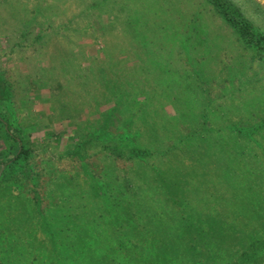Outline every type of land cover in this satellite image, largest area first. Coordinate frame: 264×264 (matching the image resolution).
I'll return each mask as SVG.
<instances>
[{"label":"rangeland","instance_id":"rangeland-1","mask_svg":"<svg viewBox=\"0 0 264 264\" xmlns=\"http://www.w3.org/2000/svg\"><path fill=\"white\" fill-rule=\"evenodd\" d=\"M0 119V264H264V0H0Z\"/></svg>","mask_w":264,"mask_h":264},{"label":"trees","instance_id":"trees-1","mask_svg":"<svg viewBox=\"0 0 264 264\" xmlns=\"http://www.w3.org/2000/svg\"><path fill=\"white\" fill-rule=\"evenodd\" d=\"M232 1V0H231ZM123 10V7H122ZM114 28V26H110L109 30L112 31ZM126 27H123V30L125 31ZM166 30L165 28L163 29V31ZM174 29L172 30V33H174ZM169 31H166V34H172ZM117 36V35H116ZM142 38V36H141ZM112 39V38H111ZM114 39V37H113ZM129 36L126 33H121L119 34L117 37H115L114 40H109L108 42V46L110 47L111 43H116L118 44L117 47L115 49L119 50L122 53V56H114V58H110L104 62H101L98 65V68H96L94 73V77L95 79H98L96 81V83H100L101 81L104 84V90L106 88H108V95L110 96L109 99L112 101V98H118V97H122L124 98V96L126 95H133L134 93L132 91H134V88L136 87V85L134 84L137 81H142V83L146 84V82H150V81H154V82H158L159 84L162 83V80L160 79H156L154 78L155 75V71L158 70L159 72H165L166 69L163 68L161 66L158 68H155L151 65V60L149 58H146V60H143L141 57H143L144 55L142 53H145V51L147 49H149V43H143L142 46H138V45H130L129 44ZM145 41V39H143ZM131 41V40H130ZM143 41V42H144ZM132 43V41H131ZM107 46V47H108ZM132 50V53H135V56L138 57V60L135 61L131 66L129 65V61L128 59H126V54L130 55ZM114 59V60H112ZM116 60V61H115ZM113 61V62H112ZM112 67V70L110 69V67ZM126 66H128V69L126 68ZM165 69V71H164ZM140 71V75L138 76V73ZM167 83V82H166ZM172 84H166V88L173 90L174 87L171 86ZM127 87L130 89V93L126 94V89ZM139 89V87H137ZM144 89V87L142 89H139L140 91H142ZM139 91V92H140ZM144 92V91H142ZM135 94H138V92H136ZM97 96L99 97V95L97 94ZM128 96V97H129ZM178 97V96H177ZM115 102V101H114ZM1 121V119H0ZM5 136H7L11 141L6 142V151L1 152L2 157H4L5 155H7L9 152H11L13 149L16 150L17 145H18V150L16 151L17 156L15 157L16 160H19L20 158H26L29 154V150L25 147L24 142L19 139L17 136L13 135L10 131V127L7 126L6 127V131H4ZM3 136V137H5ZM5 137V138H7ZM156 174L157 175H161L162 174V170L160 168H157ZM228 176V175H227ZM174 183H172L173 185ZM106 185V184H105ZM109 207H113L114 202L111 200V198L109 199ZM58 214L54 215V218L56 220H59L58 218ZM60 218V217H59ZM97 224H104V223H97ZM121 227V226H120ZM137 228V227H136ZM131 229V228H130ZM87 229H84L83 232H81V237L82 235H89L90 231H86ZM93 232L96 233L95 228L92 230ZM149 231L151 232V237L155 238L156 235L158 233H160L159 230L154 229V230H149L145 229V230H137V234L139 235L138 238L139 240H146L148 242V236L147 234L149 233ZM210 232V230H208ZM123 232V236L124 234H127V230L125 231V229L122 230ZM122 236V237H123ZM56 241L54 240V243L52 242V246L51 248L54 250L55 248V243ZM124 240L123 242L120 243L121 246L124 245ZM71 247H76V243H74V241L70 242ZM39 249L41 250V246H38ZM69 248H66L65 245L62 243V252L66 254H68V256H72L71 253H74L73 251ZM140 251H137L136 253V257L139 255L141 258V255L139 253ZM56 254H60L58 252H56ZM75 254V253H74ZM142 254V253H141Z\"/></svg>","mask_w":264,"mask_h":264}]
</instances>
